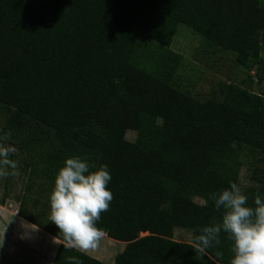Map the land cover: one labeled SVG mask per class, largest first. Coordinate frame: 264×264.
I'll list each match as a JSON object with an SVG mask.
<instances>
[{
    "label": "trees",
    "instance_id": "obj_1",
    "mask_svg": "<svg viewBox=\"0 0 264 264\" xmlns=\"http://www.w3.org/2000/svg\"><path fill=\"white\" fill-rule=\"evenodd\" d=\"M178 24L248 68L261 51L264 0H0V135L11 131L5 143L53 183L74 156L108 166L113 200L97 227L124 244L112 264H230L227 234L203 256L193 238L220 222L209 196L237 184L243 148L262 158L249 180L264 195V91L252 100L227 87L198 101L177 90L181 57L168 47ZM140 40L156 48L150 72L130 61ZM19 204L59 241L50 264H103L65 248L45 211ZM175 229L190 241H173Z\"/></svg>",
    "mask_w": 264,
    "mask_h": 264
},
{
    "label": "clouds",
    "instance_id": "obj_2",
    "mask_svg": "<svg viewBox=\"0 0 264 264\" xmlns=\"http://www.w3.org/2000/svg\"><path fill=\"white\" fill-rule=\"evenodd\" d=\"M12 132L0 135V179L18 175L19 163L11 157L17 149L5 141ZM95 166L86 158L74 156L64 161L54 181L50 194L49 221L63 237L64 247L81 253H92L100 249L106 233L97 227L101 214L109 211L113 194L108 190L112 177L107 165ZM217 211H222L219 223L200 229L193 238L194 248L205 255L207 250L220 244L221 232L232 242L233 257L230 264H264V195L257 192L254 207L248 205V196L236 183L229 188L209 196ZM35 229V228H33ZM4 234V232H3ZM0 235V248L3 247ZM218 260L223 253L217 251ZM73 264H79L75 258Z\"/></svg>",
    "mask_w": 264,
    "mask_h": 264
},
{
    "label": "rangeland",
    "instance_id": "obj_3",
    "mask_svg": "<svg viewBox=\"0 0 264 264\" xmlns=\"http://www.w3.org/2000/svg\"><path fill=\"white\" fill-rule=\"evenodd\" d=\"M155 49L152 43L140 40L135 53L130 59L131 64L150 72L151 66L146 56L148 51ZM168 49L181 57V63L175 73L172 84L177 90L195 100H219L227 87L245 92L246 96L252 98V100L260 92L264 91L262 83L253 82L250 77V71H252L256 77L264 78V34L259 57L248 68L236 65L233 53L210 45L206 40L182 24L176 26ZM144 52H146V55ZM7 115V109L0 107V127L3 125ZM133 137L132 132L125 134V139L127 140H132ZM12 159L17 160L19 163V174L9 176L7 179H0V199L3 198L2 203H0V213L7 211L14 213L21 200H24L26 206L29 207L28 210L32 213L45 211L47 216H49L50 194L54 189V183L44 179L39 168L29 166L33 163L29 153L17 151ZM240 160L241 166L237 185L241 188L242 193L248 196L249 205L256 190L253 183L249 180V171L259 168L263 163L258 153L247 148H243L240 151ZM2 234L4 240V235L7 237V232L4 231L3 227H0V235ZM145 235L146 233H142L139 237ZM172 240L188 243L190 241L189 233L182 229H175L172 233ZM30 242L31 240H29ZM121 246V242L110 240L105 236L104 240L101 241L100 249L90 254L107 258L105 260H111L119 252ZM2 249L3 247L0 248V250ZM39 249L33 248V251L37 252ZM53 249V246H47V243L43 244L41 251H43L42 255H44L43 261L45 263L48 262ZM35 252H32L33 256L30 254L29 262H32ZM104 262L107 263V261Z\"/></svg>",
    "mask_w": 264,
    "mask_h": 264
},
{
    "label": "crops",
    "instance_id": "obj_4",
    "mask_svg": "<svg viewBox=\"0 0 264 264\" xmlns=\"http://www.w3.org/2000/svg\"><path fill=\"white\" fill-rule=\"evenodd\" d=\"M19 207L20 204L14 213L10 211L0 213V227H3L4 231L7 232V237L4 235L3 249L0 250V264H50L59 241L52 235L22 218L19 214ZM29 240H31L30 243ZM44 243H47V246H53L54 248L47 263L43 261L44 255H42L43 251H41ZM33 248H40V252L33 251ZM123 248L124 244L122 243L118 253H120ZM32 252H35V255L32 262H29V258H31L30 254L33 256ZM84 254L103 264L113 263L114 256L111 260H105L107 258L102 256L101 258L98 257V255H92L90 253ZM104 261H107V263ZM108 261L110 262L108 263Z\"/></svg>",
    "mask_w": 264,
    "mask_h": 264
},
{
    "label": "built area",
    "instance_id": "obj_5",
    "mask_svg": "<svg viewBox=\"0 0 264 264\" xmlns=\"http://www.w3.org/2000/svg\"><path fill=\"white\" fill-rule=\"evenodd\" d=\"M250 77H251V80L253 82H255V83L257 82V79H256L254 72L250 71ZM262 85L264 86V82H262Z\"/></svg>",
    "mask_w": 264,
    "mask_h": 264
}]
</instances>
